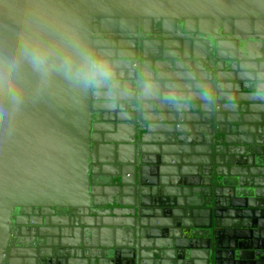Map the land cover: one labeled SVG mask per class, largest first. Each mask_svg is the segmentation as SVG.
I'll return each mask as SVG.
<instances>
[{
	"label": "water",
	"instance_id": "1",
	"mask_svg": "<svg viewBox=\"0 0 264 264\" xmlns=\"http://www.w3.org/2000/svg\"><path fill=\"white\" fill-rule=\"evenodd\" d=\"M37 36L109 53L126 91L21 64L0 264H264V0H0V57Z\"/></svg>",
	"mask_w": 264,
	"mask_h": 264
},
{
	"label": "clouds",
	"instance_id": "2",
	"mask_svg": "<svg viewBox=\"0 0 264 264\" xmlns=\"http://www.w3.org/2000/svg\"><path fill=\"white\" fill-rule=\"evenodd\" d=\"M26 62L46 81L53 72L62 73L73 83L90 89H107L109 94L126 91L119 82L111 55L97 51L79 38L55 44L41 37L23 41L13 56L0 57V95L7 98L9 109H17L25 100L28 84L23 79L20 67ZM137 87L144 95L154 92L156 85L141 79ZM0 109V116L6 114Z\"/></svg>",
	"mask_w": 264,
	"mask_h": 264
},
{
	"label": "flooded vegetation",
	"instance_id": "3",
	"mask_svg": "<svg viewBox=\"0 0 264 264\" xmlns=\"http://www.w3.org/2000/svg\"><path fill=\"white\" fill-rule=\"evenodd\" d=\"M209 60H210V59H208V62H209ZM207 65H208V63L205 64V68L207 67ZM113 206H114V205H113ZM92 213H94V212L92 211Z\"/></svg>",
	"mask_w": 264,
	"mask_h": 264
}]
</instances>
